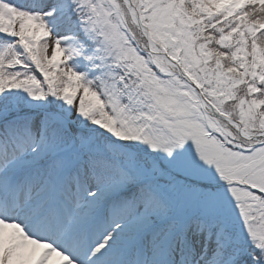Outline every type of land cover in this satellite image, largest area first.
Wrapping results in <instances>:
<instances>
[{
    "label": "snow or ice",
    "instance_id": "6c2138e0",
    "mask_svg": "<svg viewBox=\"0 0 264 264\" xmlns=\"http://www.w3.org/2000/svg\"><path fill=\"white\" fill-rule=\"evenodd\" d=\"M0 264H264V0H0Z\"/></svg>",
    "mask_w": 264,
    "mask_h": 264
}]
</instances>
